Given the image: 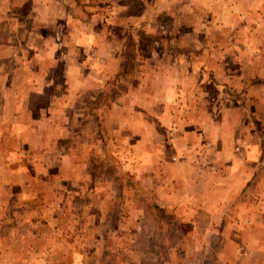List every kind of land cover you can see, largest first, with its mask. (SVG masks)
Listing matches in <instances>:
<instances>
[{
  "label": "rangeland",
  "instance_id": "374dc122",
  "mask_svg": "<svg viewBox=\"0 0 264 264\" xmlns=\"http://www.w3.org/2000/svg\"><path fill=\"white\" fill-rule=\"evenodd\" d=\"M43 15V71L0 49V264H264V0ZM220 146L255 169L229 195Z\"/></svg>",
  "mask_w": 264,
  "mask_h": 264
},
{
  "label": "crops",
  "instance_id": "0c3cea01",
  "mask_svg": "<svg viewBox=\"0 0 264 264\" xmlns=\"http://www.w3.org/2000/svg\"><path fill=\"white\" fill-rule=\"evenodd\" d=\"M46 2L47 0H0V31H2L5 34L7 39L6 40L7 42L0 41V49L2 48L10 49L11 52H14V54L16 53L18 55V58L16 59L14 58L16 62V66L12 71V75H15L17 72L23 70L24 72L31 71L30 76L32 77L34 71H36V73H38L37 71H43L44 52L46 50V45H49L50 47V42L46 40L43 32L40 33L38 31L34 32L32 24L36 23L37 24L36 27L38 28L39 22H42V19L44 18L43 12L46 6ZM25 20H27L28 23L30 24L27 27L28 28L27 31L26 32L25 31L23 32L21 30L19 31L20 25L23 24ZM1 24L4 27H1ZM11 38L16 39L17 41L10 42L9 40ZM17 38H19V41ZM219 66L220 65L217 64L216 68L220 69ZM22 80L23 79H20L21 81L20 85H23ZM29 81L31 82V87H33L34 85L35 86L37 85L39 78L38 77L35 78L34 81L33 79H30ZM216 141L217 140H215L214 138V142ZM220 144H222V142ZM221 149L222 147L220 146L219 150ZM209 151H210L209 149H205L206 153H209ZM225 152L226 151H223L222 149L219 153H217V158L215 159V161H217L218 167L216 166L217 169L216 171L213 172L214 178L216 179L207 180L206 182H204V180L203 181L201 180L202 182L200 183L205 184V186L207 185L206 187L212 186L213 188H216V191H218V189L219 190L222 189L224 192H226L229 195V186L227 188L226 187L223 188L222 186L225 183L227 184L229 183L227 182L228 177H230V180H232V177L235 176V179L233 180L234 183L237 182L238 180L242 182H246L248 180L250 181L254 176L255 169L252 170L251 167L246 168V166L244 169L240 167L241 164H247V162L252 163V158H250V156L248 155L246 159L241 163L239 159H237L236 156L233 153H231L230 155H232L233 159L231 158L227 163L224 162L226 161V159L224 160L223 158L226 155ZM205 162L206 161L203 158L201 163L205 164ZM220 168H224V171L226 173H224L223 170ZM181 169L182 168H180V171H183L185 173L184 168L182 170ZM218 177H220L221 179H218ZM219 180L220 182H218ZM222 180H224V182H221ZM212 187L210 188V190L212 189ZM233 196L235 197L236 193H234ZM208 200L207 203H203L204 204V208H202L203 212L198 211L200 216H207V215L212 216L214 212L212 214H207L205 210V208L209 206L211 207L212 210H217L216 206L213 204L211 206ZM208 209L210 210V208ZM212 210L210 211L212 212Z\"/></svg>",
  "mask_w": 264,
  "mask_h": 264
}]
</instances>
